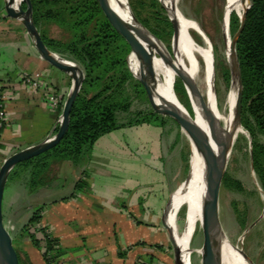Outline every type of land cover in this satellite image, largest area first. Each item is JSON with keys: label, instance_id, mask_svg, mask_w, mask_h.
Instances as JSON below:
<instances>
[{"label": "crops", "instance_id": "crops-1", "mask_svg": "<svg viewBox=\"0 0 264 264\" xmlns=\"http://www.w3.org/2000/svg\"><path fill=\"white\" fill-rule=\"evenodd\" d=\"M5 2L0 0V84L11 97L4 102L8 121L0 133V168L12 154L55 134L71 89L68 76L41 57L22 23L7 16ZM22 75L55 89L61 100L58 110L48 107L42 90L22 83ZM167 141L162 127H126L102 136L79 165L53 160L52 181L34 194L26 187L28 173L9 179L4 217L23 219L20 232L42 208L40 224L64 250L61 264H150V221L163 219L174 193ZM79 182L85 186L78 188ZM21 243L32 264H46L29 240Z\"/></svg>", "mask_w": 264, "mask_h": 264}, {"label": "trees", "instance_id": "trees-1", "mask_svg": "<svg viewBox=\"0 0 264 264\" xmlns=\"http://www.w3.org/2000/svg\"><path fill=\"white\" fill-rule=\"evenodd\" d=\"M30 1L35 25L46 46L59 56L78 63L85 74L64 138L49 151L18 164L10 175L13 178L19 173H28L26 186L34 194L50 183L45 181L49 158L70 160L79 165L106 134L145 123L163 129L172 121L177 123L169 116L160 114L151 103L146 109L133 111L135 102L147 101L148 96L130 71L129 44L107 19L98 0ZM248 1H244L245 6ZM250 2L245 28L237 41L236 50L243 79L242 126L252 140L253 168L264 193V143L261 141L264 138V0ZM152 5L164 27L154 26L149 19L142 18L135 10L133 12L161 41L172 39L173 27L165 7L159 0H152ZM23 7L26 8V4ZM63 16L66 17L62 22L73 32L72 39L61 42L46 38L41 32V24L47 20H61ZM240 25V18L234 16L231 20L233 36ZM225 74L230 78L228 70ZM58 129L59 126L55 134ZM223 185L231 191H245L240 181L231 180L227 175ZM83 186L84 182L77 184L78 188ZM41 211L42 208H38L33 212L22 228V234L41 251L46 264H61L64 250L59 240L47 234L46 228L38 227L42 218ZM38 232L43 234V239L37 237ZM17 254L19 264H32L24 253L25 261L18 251ZM152 262H155L153 257L150 260Z\"/></svg>", "mask_w": 264, "mask_h": 264}, {"label": "rangeland", "instance_id": "rangeland-1", "mask_svg": "<svg viewBox=\"0 0 264 264\" xmlns=\"http://www.w3.org/2000/svg\"><path fill=\"white\" fill-rule=\"evenodd\" d=\"M20 1L21 0H17L16 4H19ZM244 1L245 0H243V4ZM126 2L130 5L132 11L135 10L142 18L149 19L154 26L164 27L162 20L158 19V15L156 14L157 10L153 7L152 0H126ZM24 4L25 3H23V5ZM227 5L228 0L177 1V7L181 15L199 24L205 34H207L214 54V87L218 108L221 112L230 114L229 101L233 94V92H231L233 91V81L231 77L230 60L228 58L229 49L225 44L223 33V20L227 11ZM244 7H246L245 4ZM242 15L237 11H232L230 15V40H232L233 37L231 20L234 16L240 18ZM65 17L66 16H63L61 20L44 21L41 24V32L44 36L48 39L61 42L70 41L73 37V32L67 24H64L65 22H62ZM192 34L196 42L202 45L203 39L201 36L195 31H193ZM163 44L166 49L169 51L171 50V38L165 40ZM158 51V49H155V56L160 58L161 52L159 51V53ZM172 62L175 63L174 59H172ZM227 70L230 73V78L226 77L225 73ZM67 76L72 86V79L69 75ZM172 79L177 98L188 111L192 112L189 97L186 94V89L177 70L173 71ZM53 91L56 93L55 89H53ZM149 106V99L143 102L138 100L135 102L132 109L133 111L143 110ZM56 113L59 115L58 112ZM242 129L243 133L238 135L232 146L226 175L231 180L240 181L245 191L243 193L235 190L231 191L222 185L219 201L220 220L226 234V239L228 240L227 243H230L232 247L241 251L248 257L244 255L247 259V264H264V193L259 185L253 168L252 140L243 127ZM165 130L167 131L169 140L166 144L167 170L174 191H176L179 187L183 186V183L190 176L193 148L189 137L173 121ZM261 141L264 143V138H261ZM53 160L58 159L49 158L48 161L51 163ZM50 166L49 164V168L45 172V181L48 182L52 181L49 175ZM21 175L22 173H19L18 176L10 178L9 182L13 179H17V177ZM18 206L21 207L20 205ZM188 214L189 208L188 205L185 204L181 207L177 215V226L180 233H183L185 230ZM4 222L14 238V247L21 254L23 261H25L21 240L26 239V236L22 234V229L18 232L20 225H22L21 222H24L23 219L14 221L12 219H5L4 217ZM201 222V219L198 220L195 234L192 239L193 241L191 242V248L194 251L191 257L192 264H202L201 248L203 246V231ZM39 236L42 239V233L39 234ZM155 246L161 248H155ZM151 257L155 259V262L150 264H175L173 246L169 234L163 226L162 220L150 221V260Z\"/></svg>", "mask_w": 264, "mask_h": 264}, {"label": "water", "instance_id": "water-1", "mask_svg": "<svg viewBox=\"0 0 264 264\" xmlns=\"http://www.w3.org/2000/svg\"><path fill=\"white\" fill-rule=\"evenodd\" d=\"M16 1L17 0H6L5 12L7 16L17 19L22 23L29 36L33 39L36 49L45 61L63 73L69 76L72 75L73 80L70 92L64 104L63 112L59 121V129L56 134L38 145L12 154L4 161L0 168V264H19V258L14 247L13 237L5 225L3 214V200L10 175L18 164L31 160L49 151L58 145L64 138L69 129L70 116L73 106L76 102V99L78 98L85 79L84 70L77 63L70 60L58 59L56 57L58 54L52 52L46 46L33 19L32 2L30 0H21L20 3L16 5ZM98 1L107 19L129 44L131 48V53L128 57L130 71L135 79H137L144 87L150 103L160 114L169 116L177 123L182 131L189 137L191 143L193 142L198 154H200L203 160L205 193L202 200L201 222L203 231V246L201 248L202 264H222V241L226 234L220 220V191L227 172L228 159L234 144V139L237 135L238 127H243V79L236 45L245 28L247 13L251 7V2L249 0L248 6L246 7L243 15L240 17L241 25L236 34L232 37L231 42V77L233 85H235L236 88L235 128L229 134L226 141V146L221 156L218 158L217 163H215V153L212 148L210 133L199 126L196 120L193 119V98H198L200 100V109L206 120L209 119L211 113L201 93L197 89L191 75L188 72L182 71L180 68L177 70L189 97V101L192 106V114L187 109L176 104L172 99H166L159 95L154 87L149 73L152 58L155 56V49L158 48L156 46L162 47L163 51L165 50L168 53V59L170 61H172L173 57H177L176 46L178 45L181 28L177 20L174 18L171 12H169L167 6H165L162 0H160L167 11V15L173 27L170 51L165 48V45L158 37L152 34L138 20L128 3L127 7L132 21L134 22L133 24L126 22L120 17V15L113 9L111 0ZM23 3L26 4V8L23 7ZM176 9L177 7L175 4V10ZM163 51L162 55H164ZM132 56H136L139 61V75L134 73L130 66V59ZM65 61H69L70 64H67ZM156 101L159 102L156 103ZM188 182L189 178L183 183L182 187H179L171 195L162 219L163 226L168 232L173 246L175 264H181L180 249L176 242L174 231L167 223V217L172 208L173 198L179 190H182L188 184Z\"/></svg>", "mask_w": 264, "mask_h": 264}, {"label": "bare ground", "instance_id": "bare-ground-1", "mask_svg": "<svg viewBox=\"0 0 264 264\" xmlns=\"http://www.w3.org/2000/svg\"><path fill=\"white\" fill-rule=\"evenodd\" d=\"M178 0H162L163 4L167 6L169 12L174 16L180 25L181 33L176 46V56L173 57L175 63L170 61L168 53L160 46L157 49L162 54L160 58L154 56L152 58L150 66V76L156 91L162 97L166 99H172L176 104L185 108L176 96L174 83L172 79V73L174 70L180 68L184 72H188L194 80V83L201 93L203 99L206 102L210 110V117L205 119L200 109V100L198 98L192 101L193 104V119L196 120L199 126L210 133L212 148L215 153V163L221 156L229 134L235 128V102H236V88L233 85V94L229 101V112H221L218 108V104L215 96V68H214V54L211 43L207 37V34L196 22L185 18L181 15L178 7ZM175 4L177 9L175 10ZM249 1L246 3L248 6ZM113 9L128 23H134L130 16L126 0H111ZM243 4V0H228L227 11L223 20V33L225 37V44L229 49L228 58L231 61L232 51L229 24L230 15L232 11H237L242 15L246 9ZM197 32L203 39V44H198L193 37L192 32ZM58 59L67 60L61 56H56ZM70 64L69 61H65ZM130 66L134 73L140 74L139 61L136 56H132L130 59ZM230 98V97H229ZM159 101H156L158 103ZM186 109V108H185ZM243 133L242 127H238L237 135ZM193 155L191 171L188 184L176 193L173 198L172 208L167 217V223L174 231L176 242L180 249V262L181 264H192L191 257L194 251L191 248V242L195 234L196 225L198 220L202 221V200L205 193V181H204V165L203 160L198 154L193 142ZM187 204L189 208V214L187 219V225L183 233H180L177 226V215L183 205ZM226 236L222 241V264H247V259L244 254L232 247L230 243H227Z\"/></svg>", "mask_w": 264, "mask_h": 264}, {"label": "built area", "instance_id": "built-area-1", "mask_svg": "<svg viewBox=\"0 0 264 264\" xmlns=\"http://www.w3.org/2000/svg\"><path fill=\"white\" fill-rule=\"evenodd\" d=\"M20 78L22 83H24L26 86L30 87L31 89L42 90L45 94V99L48 107L54 111L58 110V108L60 107L61 100L60 97L56 93H54L52 87L36 79L32 75H22ZM10 94L11 92L9 90H6L4 86L0 84V132L4 129L8 121V112L4 107V102L9 100V98L11 97ZM38 227L45 228L41 224H39ZM46 233L51 234L48 229L46 230ZM39 234L41 233L38 232L37 237ZM42 239H43V234H42Z\"/></svg>", "mask_w": 264, "mask_h": 264}, {"label": "flooded vegetation", "instance_id": "flooded-vegetation-1", "mask_svg": "<svg viewBox=\"0 0 264 264\" xmlns=\"http://www.w3.org/2000/svg\"><path fill=\"white\" fill-rule=\"evenodd\" d=\"M159 50V49H158ZM161 56H162V54H161Z\"/></svg>", "mask_w": 264, "mask_h": 264}]
</instances>
